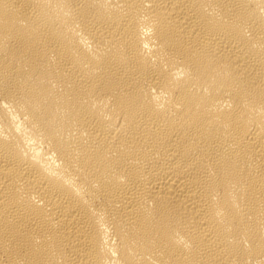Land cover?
Instances as JSON below:
<instances>
[{
	"label": "bare ground",
	"instance_id": "obj_1",
	"mask_svg": "<svg viewBox=\"0 0 264 264\" xmlns=\"http://www.w3.org/2000/svg\"><path fill=\"white\" fill-rule=\"evenodd\" d=\"M0 264H264V0H0Z\"/></svg>",
	"mask_w": 264,
	"mask_h": 264
}]
</instances>
